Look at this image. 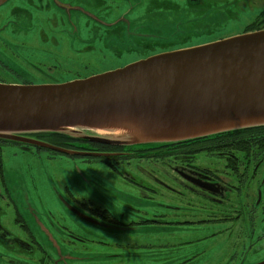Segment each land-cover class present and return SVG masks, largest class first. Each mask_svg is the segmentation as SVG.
Here are the masks:
<instances>
[{
	"label": "rangeland",
	"instance_id": "1",
	"mask_svg": "<svg viewBox=\"0 0 264 264\" xmlns=\"http://www.w3.org/2000/svg\"><path fill=\"white\" fill-rule=\"evenodd\" d=\"M50 2L51 8L44 16L34 17L31 20L34 26H29V30L22 31L24 26H19L17 30L0 32V60L11 56L10 52L30 57L24 64L5 63L25 75L17 76L13 70L9 72L0 65V83L30 85L53 80L36 74L34 71L39 68H51L54 80L73 79L77 75L88 77L121 68L146 55L234 37L254 17L262 0H198L197 5L190 8L186 0H115L111 10L104 14L95 12L102 0ZM33 3L42 4L34 0ZM2 23L1 19L0 26ZM2 41L14 45L25 43L24 47L31 48H7ZM90 132L123 138L116 131ZM85 134L82 131L78 135ZM46 153L36 155L33 150L24 152L11 145L2 148L0 173L7 188L2 191L6 200L0 202V223L15 232H23L14 224L16 219L27 224L52 257L50 264H155L161 243L169 245L167 251L179 247L189 250H240L242 247L238 237L243 229L238 223L230 229L226 223H215L192 230L151 223L126 229L97 225L91 230L108 242L107 245L69 238L63 226L82 236L87 228H93L67 210L69 205L83 208L73 203L69 191L101 204L112 214L126 217L149 218L152 211L174 217L175 209L171 205L178 208V198L163 191L159 204L147 203L146 195L139 188L125 182L101 162H85L65 155L48 158ZM235 154L242 157L240 152ZM256 158L263 159L264 152ZM211 161L201 153L195 162L208 165ZM153 163L145 161L142 165L153 168ZM123 167L132 172L131 168ZM260 177L264 178V159L255 178ZM257 202L253 218L255 232L264 226V184ZM187 210L178 208L175 212L181 214ZM243 228H248L247 222ZM61 238L65 240L62 242ZM187 241L190 244H184ZM248 245L249 240H246L244 247ZM261 245L264 246V239ZM256 256L255 260L264 257ZM0 264H4L1 258Z\"/></svg>",
	"mask_w": 264,
	"mask_h": 264
},
{
	"label": "water",
	"instance_id": "2",
	"mask_svg": "<svg viewBox=\"0 0 264 264\" xmlns=\"http://www.w3.org/2000/svg\"><path fill=\"white\" fill-rule=\"evenodd\" d=\"M129 120L144 134L117 139L90 132ZM259 126H264V30L64 83H0V141L61 153L67 151L23 135L60 133L111 146L151 147ZM200 129L204 133H187ZM82 131L86 134L79 136Z\"/></svg>",
	"mask_w": 264,
	"mask_h": 264
},
{
	"label": "flooded vegetation",
	"instance_id": "3",
	"mask_svg": "<svg viewBox=\"0 0 264 264\" xmlns=\"http://www.w3.org/2000/svg\"><path fill=\"white\" fill-rule=\"evenodd\" d=\"M34 1H39V3L42 2V4L37 6L35 5L36 3H33V0H0V20L2 19L4 21L0 26V32L2 33L5 30H17L19 26H24L22 31H27L29 30V26H34L31 20L36 16L39 17L41 14L44 16V12L49 10L52 6L50 0ZM113 1L115 0H102V3H99L98 10L95 12L97 14L108 12L111 10ZM197 2L198 0H186L188 4L187 8L197 5ZM258 4L260 8L257 13L244 25L242 32L235 35L264 30V0ZM175 7L177 6L175 5ZM247 9L249 10L248 7ZM2 14L5 15L4 18H2ZM5 44L7 48H31L30 46L24 47L25 43L14 45L9 42V44ZM205 44L203 43L201 45ZM181 49L186 48L166 50L163 53ZM10 53L11 56L9 55L7 58H3L4 60H0V65H2L3 69L7 68L9 72L13 70L16 72L15 74L17 76L20 74L25 75L23 72L5 66V63H28V58H30L28 57L29 55ZM154 55L158 54L146 55L133 62L144 60ZM34 72L41 77L53 79L50 82H42L39 84H57L87 78L77 75L73 79L54 80L55 75L52 74L53 71L51 68H46L45 70L39 68ZM91 76H93V74ZM23 137L37 143H43L54 148L66 150L67 152H56L45 147L23 142L0 141V170L2 169L1 150L3 147L10 145L24 152L26 150H33L36 152V155L45 151L47 152L48 158L65 155L71 158H79L85 162H101L121 176L125 182L139 188V191L146 195L145 202L159 204V196L163 195V191H167L172 194L171 196L178 198V208L188 209L187 212L176 214L175 211L178 208L171 205V207L175 209L174 217H172V215L158 213L157 211H152V215L149 218H142L140 216H117V214H112L109 209L103 207L101 204L84 196L79 197L76 193L69 191L73 203L82 205L83 208H73L69 205L67 210L74 217H77L79 220L93 227L87 228L88 230L86 229V232L84 231V235L82 236L66 228V226H63L69 238L72 237L78 241H95L107 245L108 242L101 240V238L97 237L94 233V230H91L97 225L100 226L99 228L111 225L115 226L116 229H126L130 226L134 227L142 225L143 223H151L158 224L159 226L165 225L168 228L174 226L175 228L183 227V229L192 230L201 225L215 223H226L228 227L230 226V229L232 225L238 223L243 229V231L240 232V237H238V241L242 246L240 250L236 248L230 250H189L179 247L167 251L166 248H168L169 245L161 243L157 247L155 264H257L264 261V257L260 260H255L257 254H262L264 256V246L261 245L264 239V226L258 228V231L255 232L253 220L256 208L259 205L257 198L259 200L260 191L264 184V178L261 179L260 177L256 179L255 177L258 167L264 158L258 159L248 153H241L242 157H240L235 154V151L230 150L190 153V148H192L193 145L189 144L167 147L164 148V151L154 149L146 152L130 150L122 146H111L87 141H84V144L81 146L77 145L79 142H73V145L63 148L50 145L47 142L48 139L44 137L33 135H23ZM70 147L72 148L70 149ZM177 147L185 148L186 152H179L181 148ZM201 153L211 158L212 163L208 165L197 164L195 162L197 160V155ZM145 161H153V168L143 167L142 164ZM159 163H161V165ZM219 163L221 166H213ZM123 166L131 168L132 172L127 171ZM160 176L165 180L161 179ZM5 188H7V184L0 173V202L6 200L4 198L5 194L2 192ZM16 221L17 222H14V224L19 226L23 232L9 231L6 226L0 223V258L3 263L50 264L52 262V257L47 252V249L42 246L36 235L29 229L27 224L19 223V219H16ZM246 222L248 225L247 229L243 228V224ZM214 234L215 233L212 235ZM64 240L61 238L62 242ZM69 240L70 239H67V242H69ZM246 240H249L248 247H244ZM186 243L190 244V241L184 242V244ZM101 249L102 248H99L98 251H101ZM17 253H21L22 255H17Z\"/></svg>",
	"mask_w": 264,
	"mask_h": 264
},
{
	"label": "trees",
	"instance_id": "4",
	"mask_svg": "<svg viewBox=\"0 0 264 264\" xmlns=\"http://www.w3.org/2000/svg\"><path fill=\"white\" fill-rule=\"evenodd\" d=\"M38 137L47 138V142L50 145L56 147L67 148L70 145H73L74 142L84 143L81 139L71 138L65 134L60 133H34L29 134ZM193 145L190 148V153H198V152H216V151H235L240 153H248L251 156H258L262 152H264V126L252 127L246 129H239L224 133H219L216 135H211L207 137L197 138L186 140L177 143H169V144H161L157 146L151 147H140V146H122L123 148H127L130 150L137 151H151L154 149H159L160 151H164V148L177 146V145ZM72 147H70L71 149ZM181 148L179 152H186L185 148ZM171 150V149H169ZM99 158V157H94Z\"/></svg>",
	"mask_w": 264,
	"mask_h": 264
},
{
	"label": "bare ground",
	"instance_id": "5",
	"mask_svg": "<svg viewBox=\"0 0 264 264\" xmlns=\"http://www.w3.org/2000/svg\"><path fill=\"white\" fill-rule=\"evenodd\" d=\"M107 129L115 130L117 132V134L122 135V136H127V137L140 136V135L144 134L143 129H141L140 126L136 125V123L131 121V120L123 122V124H121V125L112 124L109 127L101 128V130H103V131L104 130L107 131ZM210 130H213V129H210ZM187 133L199 134V133H204V131L202 129L191 130V131H188Z\"/></svg>",
	"mask_w": 264,
	"mask_h": 264
}]
</instances>
